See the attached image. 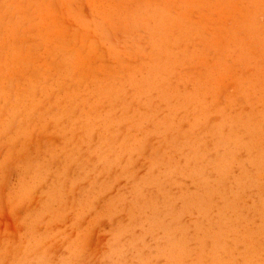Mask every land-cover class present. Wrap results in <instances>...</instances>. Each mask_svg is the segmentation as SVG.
Returning <instances> with one entry per match:
<instances>
[{"label":"rangeland","instance_id":"obj_1","mask_svg":"<svg viewBox=\"0 0 264 264\" xmlns=\"http://www.w3.org/2000/svg\"><path fill=\"white\" fill-rule=\"evenodd\" d=\"M0 264H264V0H0Z\"/></svg>","mask_w":264,"mask_h":264}]
</instances>
